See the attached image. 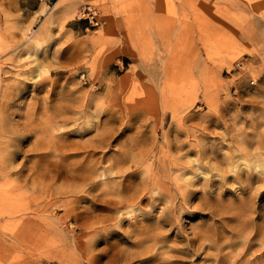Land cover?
Listing matches in <instances>:
<instances>
[{
	"label": "rangeland",
	"instance_id": "374dc122",
	"mask_svg": "<svg viewBox=\"0 0 264 264\" xmlns=\"http://www.w3.org/2000/svg\"><path fill=\"white\" fill-rule=\"evenodd\" d=\"M0 264H264V0H0Z\"/></svg>",
	"mask_w": 264,
	"mask_h": 264
},
{
	"label": "bare ground",
	"instance_id": "6f19581e",
	"mask_svg": "<svg viewBox=\"0 0 264 264\" xmlns=\"http://www.w3.org/2000/svg\"><path fill=\"white\" fill-rule=\"evenodd\" d=\"M55 121V120H54ZM56 122V121H55ZM59 123V122H58ZM40 137V136H39ZM96 141V140H95ZM142 145V144H141ZM94 159V158H93ZM118 166V165H117ZM126 198V197H125ZM124 199V198H123ZM128 199V198H127ZM118 205V204H117Z\"/></svg>",
	"mask_w": 264,
	"mask_h": 264
},
{
	"label": "built area",
	"instance_id": "2783aa9c",
	"mask_svg": "<svg viewBox=\"0 0 264 264\" xmlns=\"http://www.w3.org/2000/svg\"><path fill=\"white\" fill-rule=\"evenodd\" d=\"M89 9H91V8H89Z\"/></svg>",
	"mask_w": 264,
	"mask_h": 264
}]
</instances>
